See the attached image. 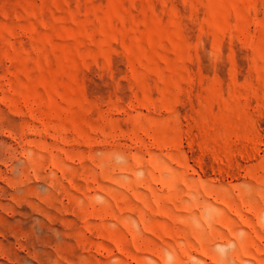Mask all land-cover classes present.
Returning <instances> with one entry per match:
<instances>
[{"label":"rangeland","instance_id":"rangeland-1","mask_svg":"<svg viewBox=\"0 0 264 264\" xmlns=\"http://www.w3.org/2000/svg\"><path fill=\"white\" fill-rule=\"evenodd\" d=\"M0 264H264V0H0Z\"/></svg>","mask_w":264,"mask_h":264}]
</instances>
